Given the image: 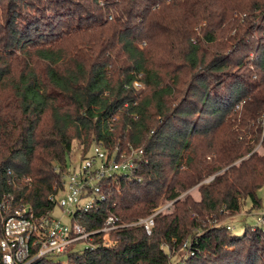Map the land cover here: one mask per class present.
<instances>
[{
  "label": "trees",
  "instance_id": "trees-1",
  "mask_svg": "<svg viewBox=\"0 0 264 264\" xmlns=\"http://www.w3.org/2000/svg\"><path fill=\"white\" fill-rule=\"evenodd\" d=\"M97 142L147 162L75 220L172 207L151 235L99 233L67 263L31 264H264V222L217 223L248 198L262 208L264 0H0V201L52 209L74 143L85 157Z\"/></svg>",
  "mask_w": 264,
  "mask_h": 264
},
{
  "label": "built area",
  "instance_id": "built-area-1",
  "mask_svg": "<svg viewBox=\"0 0 264 264\" xmlns=\"http://www.w3.org/2000/svg\"><path fill=\"white\" fill-rule=\"evenodd\" d=\"M134 86L140 88L143 84L137 80ZM146 162L142 147L127 144L112 148L104 142H97L85 157L80 155L77 162H72L63 176L62 185L54 186L49 196L54 204L52 209L36 213L30 204L15 203L13 197L9 202L0 201V214L7 213V216H1L0 223V264H31L48 254H65L80 242L86 243L84 249L94 248L96 234L136 225H143L146 233L151 235L156 216L171 208L173 200L133 222H121L110 214L102 227L88 229L75 220L79 211L100 207L108 197L106 187L111 179L124 176L140 180L136 174ZM8 174V182L12 184V171L9 170ZM56 208L60 209L61 215L56 214ZM258 221L264 222V215L259 216ZM228 228L231 227L228 225ZM189 244L187 241L185 246Z\"/></svg>",
  "mask_w": 264,
  "mask_h": 264
},
{
  "label": "rangeland",
  "instance_id": "rangeland-1",
  "mask_svg": "<svg viewBox=\"0 0 264 264\" xmlns=\"http://www.w3.org/2000/svg\"><path fill=\"white\" fill-rule=\"evenodd\" d=\"M82 150H83V146L79 145V143H74L73 153L71 155V158L73 160L72 162H77L79 160L80 153L82 152ZM211 178H208L205 181H208ZM257 194H258L259 198L262 200V208H260V209L252 208V201L250 198H248L243 203V205H242V207L238 213L231 215L230 212L226 211L225 216L222 217L220 219V221L217 223L229 225L231 227L230 229H231L232 233L237 234V235L243 234L247 225H256L257 223H259L258 217L264 215V186L261 187L260 189H258ZM55 212L57 215H61V211L59 208H56ZM262 223H263V221L261 222V224ZM85 244L86 243L80 242V243L76 244L74 247H72L73 249H70V251L72 252V251H74V249H75V251H81L82 249H84ZM53 257L56 260H60L64 263L68 262L67 254H63L60 256L54 255ZM178 259L179 258L177 255L173 258L174 262H177Z\"/></svg>",
  "mask_w": 264,
  "mask_h": 264
}]
</instances>
